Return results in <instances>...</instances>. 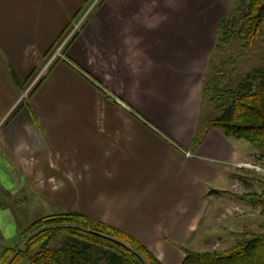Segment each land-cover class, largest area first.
<instances>
[{
	"label": "crops",
	"instance_id": "0c3cea01",
	"mask_svg": "<svg viewBox=\"0 0 264 264\" xmlns=\"http://www.w3.org/2000/svg\"><path fill=\"white\" fill-rule=\"evenodd\" d=\"M88 2L0 0V192L30 183L60 213L114 227L161 264H179L216 197L206 191L217 178L228 184L214 190L229 188L227 171L246 148L217 129L191 147L204 122L203 71L229 0H101L23 97ZM156 247L171 253L161 260Z\"/></svg>",
	"mask_w": 264,
	"mask_h": 264
},
{
	"label": "trees",
	"instance_id": "16d2710c",
	"mask_svg": "<svg viewBox=\"0 0 264 264\" xmlns=\"http://www.w3.org/2000/svg\"><path fill=\"white\" fill-rule=\"evenodd\" d=\"M238 1L241 8L235 24L228 14L217 22L213 45L216 49L233 36L241 38L242 50H246L264 31V0ZM70 25L71 22L66 28ZM76 36L67 41L62 53ZM207 83L204 82L201 94L207 97L212 113L194 129L191 147L199 144L207 130L217 129L224 137L244 141L264 160V67L246 74L232 89L210 88ZM206 195H226L258 208L259 214L264 215V190L233 194L209 189ZM182 253L180 264H264V229L257 233L242 232L234 245L222 252L182 248ZM0 264L161 263L142 243L114 227L78 213H56L41 216L19 231L17 243L1 249Z\"/></svg>",
	"mask_w": 264,
	"mask_h": 264
},
{
	"label": "rangeland",
	"instance_id": "374dc122",
	"mask_svg": "<svg viewBox=\"0 0 264 264\" xmlns=\"http://www.w3.org/2000/svg\"><path fill=\"white\" fill-rule=\"evenodd\" d=\"M99 1L101 0H89L71 21L67 32L55 40L53 50L51 49L45 56V60L34 70L25 84L21 92L23 97L49 65L62 56V50L67 41L74 34H78L82 29L81 25L83 27L94 15ZM240 8L241 3L238 0H229L226 14L233 25ZM241 44V38L231 36L224 43H220L219 48L212 47L209 50L207 64L202 75L201 89L204 82H208L210 88L232 89L246 74L264 67V31L252 40L248 49L242 50ZM201 96L203 102L198 118L199 123L202 119L205 121L208 117L210 118L212 113L211 105L206 102L207 97L205 98L202 94ZM238 142L244 144L246 148L237 166H232L230 171H227L231 184L225 190L233 194L259 193L264 190V160L247 143L242 140ZM27 169L30 171V168ZM218 179L220 178H217L211 186L214 189H221V186L228 184L222 178ZM19 185H22L21 188ZM11 191H13L12 195L6 194L4 198L2 196L4 193L0 192V205L7 207L10 212L5 219L0 211V251L4 247L17 243V233L35 219L65 211L62 205L55 204V200L48 199L46 192H38L35 189L32 191L30 183H14ZM215 196L207 204L206 213L201 218L196 231L186 239L182 248L193 252H222L234 245L242 232L257 233L264 229V215L259 214L258 208H253L226 195ZM9 219L13 222L9 223ZM167 233L173 236L174 232L167 230ZM161 250L158 247L153 248V252L161 260L167 258L166 254L171 253L168 249L160 253ZM179 258L182 256L180 255ZM177 260L178 258H173V264H177Z\"/></svg>",
	"mask_w": 264,
	"mask_h": 264
}]
</instances>
